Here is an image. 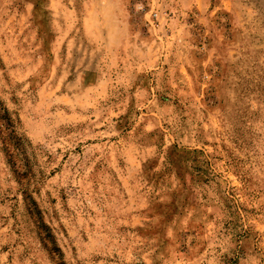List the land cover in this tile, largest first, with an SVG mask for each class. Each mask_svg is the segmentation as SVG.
Here are the masks:
<instances>
[{"label": "rangeland", "instance_id": "374dc122", "mask_svg": "<svg viewBox=\"0 0 264 264\" xmlns=\"http://www.w3.org/2000/svg\"><path fill=\"white\" fill-rule=\"evenodd\" d=\"M0 264H264V0H0Z\"/></svg>", "mask_w": 264, "mask_h": 264}]
</instances>
